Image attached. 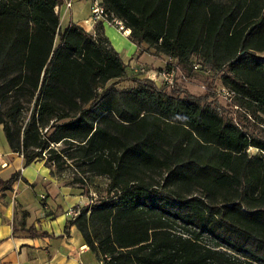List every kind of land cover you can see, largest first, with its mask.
Returning <instances> with one entry per match:
<instances>
[{"label": "trees", "instance_id": "16d2710c", "mask_svg": "<svg viewBox=\"0 0 264 264\" xmlns=\"http://www.w3.org/2000/svg\"><path fill=\"white\" fill-rule=\"evenodd\" d=\"M62 4L0 0V127L23 169L107 180L66 229L111 264H264V136L250 132L264 133V0H102L141 53L220 75L241 119L212 87L119 90L127 66L104 27L62 30Z\"/></svg>", "mask_w": 264, "mask_h": 264}, {"label": "crops", "instance_id": "0c3cea01", "mask_svg": "<svg viewBox=\"0 0 264 264\" xmlns=\"http://www.w3.org/2000/svg\"><path fill=\"white\" fill-rule=\"evenodd\" d=\"M84 6L86 14L82 13ZM59 14L62 30L69 24L85 29L89 5L75 0L69 10L61 7ZM104 36L130 70L139 64L146 65L140 61L143 55L153 58L148 52L141 53L118 31L104 28ZM159 57L164 59L160 60L163 65L166 58ZM1 164L6 167L1 168ZM36 164H39L37 171L45 169L44 163ZM25 170L22 157L12 153L7 142L1 144L0 180L6 181L17 172L21 177L8 190L0 189V264H98V258L85 245L78 230L74 226L66 229L71 220L68 210L85 203L84 197L55 179L30 178Z\"/></svg>", "mask_w": 264, "mask_h": 264}, {"label": "rangeland", "instance_id": "374dc122", "mask_svg": "<svg viewBox=\"0 0 264 264\" xmlns=\"http://www.w3.org/2000/svg\"><path fill=\"white\" fill-rule=\"evenodd\" d=\"M83 4L86 5L85 3ZM83 12H85L86 14L85 6L82 8V13ZM62 24L64 25V23ZM104 28H111L113 31L115 32L117 31L115 27L104 26ZM152 52L153 51H150L148 52V54L153 58L145 54L143 55L140 61L146 64L143 66H145L147 69L148 68L155 69L154 67H156V69H159L160 67H162L161 61L164 59H161V57L159 56H154ZM126 66H127L126 78L116 83V87L119 90H126L133 87L135 85L133 81L138 78L137 73L134 72L137 66H135L133 70H130L127 64ZM180 74L181 76H185L186 79L182 80ZM219 76L220 75L211 72L210 73H204L202 71L189 72L179 68V73H178L179 82L178 84H176V86L179 89L184 90L185 92L195 97H205L208 91L210 90V88L212 87L216 92L215 98L213 100H217L218 105L220 107V109H217V112L220 114L230 115L235 119H238V117L241 119L243 117V112L240 110H236L237 109V107H235L236 101L233 98L232 99L224 98L219 94V91L221 90V82ZM157 84L159 85V83ZM250 127H251L250 132H254L255 135L264 136V133L261 130L262 126L255 125L252 122L250 123ZM5 143L6 142H5L4 134L2 132V128L0 127V145ZM250 152L253 153L254 150H250ZM39 163H44V161H39ZM37 168H39V164L33 163L24 169H26L25 173L28 174L30 178L37 179V178L46 177L48 178V180H52V179L57 180V182L61 186H71L73 189H75L76 193H78L79 196L84 197L85 199L84 201L88 205L90 204V200L96 201L107 197L106 189L108 182L104 178L82 175L81 173H76L72 168L66 169L65 171H62L60 173L57 172L55 169H48L46 167L44 170L41 168L40 169L41 171H37ZM75 178L83 180L82 184L81 183L71 184L74 182L73 180ZM85 203L79 204L73 209L79 211L81 207H84Z\"/></svg>", "mask_w": 264, "mask_h": 264}, {"label": "built area", "instance_id": "2783aa9c", "mask_svg": "<svg viewBox=\"0 0 264 264\" xmlns=\"http://www.w3.org/2000/svg\"><path fill=\"white\" fill-rule=\"evenodd\" d=\"M75 0H63V4L61 7L64 8V10H69ZM88 3L89 5V17L84 22L87 26L83 29L87 33L94 34V29L98 24H101L104 26L109 27H115L116 30L125 38L129 37L130 31L128 29H125L122 22L118 20L112 13H109L104 10L102 6V0H83ZM60 7V8H61ZM60 8L58 10H60ZM191 67L194 72L202 71L204 73H210V71L203 69L200 62L194 57L191 60ZM137 73V76L140 79H145L148 81H151L153 83H159L161 85H165L168 88H174L176 84H178V73L179 68L175 65V61L166 58L162 67L159 69H147L142 64L137 65V68L135 71ZM180 77L182 80H185V76ZM219 94L224 98L232 99L234 97V93L230 90L221 87V90L219 91ZM6 167V164H1V168ZM92 202V201H91ZM79 214V211H76L74 209H69L67 212V215L71 218V220L75 219ZM98 264H111V259L108 256H103Z\"/></svg>", "mask_w": 264, "mask_h": 264}]
</instances>
